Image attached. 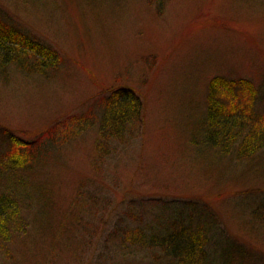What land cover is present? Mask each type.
Listing matches in <instances>:
<instances>
[{"label":"rangeland","instance_id":"rangeland-1","mask_svg":"<svg viewBox=\"0 0 264 264\" xmlns=\"http://www.w3.org/2000/svg\"><path fill=\"white\" fill-rule=\"evenodd\" d=\"M0 13L62 57L52 76L11 67L0 80V151L5 132L30 139L96 112L115 86H132L143 104L142 124L104 142L99 167L91 125L20 174L19 194L39 185L49 200L21 201H32L29 226L0 241V264H171L120 235L176 205L208 212L199 220L210 264H264V148L237 160L190 142L214 76L251 80L264 109V0H0Z\"/></svg>","mask_w":264,"mask_h":264},{"label":"trees","instance_id":"trees-1","mask_svg":"<svg viewBox=\"0 0 264 264\" xmlns=\"http://www.w3.org/2000/svg\"><path fill=\"white\" fill-rule=\"evenodd\" d=\"M61 65L62 57L55 48L0 13L1 81L8 79L11 67L25 75L52 76ZM257 94V87L247 78L212 77L200 132L192 134L190 142H198L220 156L231 155L237 160L253 157L264 148V109L256 108ZM96 103V112L68 115L30 139L11 131L4 133L8 147L0 151V241L10 240L20 231H27L29 220H24L23 214L31 207L30 200L44 206L49 200L44 186L35 185L27 197L17 192L23 179L20 176L22 172L54 158L62 145L91 125H97V159L94 165L99 167L107 152L103 143L113 140L124 142L142 124V100L130 85L110 88L109 93L101 95ZM82 186L80 184L78 189ZM90 194L88 198H91ZM28 198L30 205L22 207L21 201ZM75 199L80 205L87 202L82 191L76 194ZM185 208L184 205H176L169 212L159 213L152 223L121 234L120 242H130L143 250L153 251V254L159 252L163 263L210 264L206 248L207 225L199 220L200 217L201 220L202 217L209 218V214L194 205L187 211ZM43 221L39 219L37 222L41 228L46 225Z\"/></svg>","mask_w":264,"mask_h":264}]
</instances>
